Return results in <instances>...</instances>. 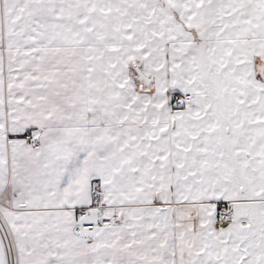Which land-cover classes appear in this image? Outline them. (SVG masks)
I'll return each mask as SVG.
<instances>
[{
    "label": "snow or ice",
    "instance_id": "1",
    "mask_svg": "<svg viewBox=\"0 0 264 264\" xmlns=\"http://www.w3.org/2000/svg\"><path fill=\"white\" fill-rule=\"evenodd\" d=\"M0 264H264V0H0Z\"/></svg>",
    "mask_w": 264,
    "mask_h": 264
}]
</instances>
